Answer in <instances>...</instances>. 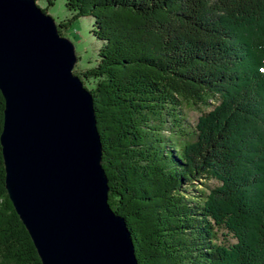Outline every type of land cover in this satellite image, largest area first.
I'll return each mask as SVG.
<instances>
[{
	"label": "trees",
	"instance_id": "obj_1",
	"mask_svg": "<svg viewBox=\"0 0 264 264\" xmlns=\"http://www.w3.org/2000/svg\"><path fill=\"white\" fill-rule=\"evenodd\" d=\"M65 6L100 42L96 66L73 73L93 84L108 203L137 263L264 264V0ZM186 108L211 110L191 125ZM3 110L0 92V135ZM0 264H41L1 145Z\"/></svg>",
	"mask_w": 264,
	"mask_h": 264
},
{
	"label": "water",
	"instance_id": "obj_2",
	"mask_svg": "<svg viewBox=\"0 0 264 264\" xmlns=\"http://www.w3.org/2000/svg\"><path fill=\"white\" fill-rule=\"evenodd\" d=\"M35 0H0L5 188L41 264H138L108 203L93 100Z\"/></svg>",
	"mask_w": 264,
	"mask_h": 264
},
{
	"label": "rangeland",
	"instance_id": "obj_3",
	"mask_svg": "<svg viewBox=\"0 0 264 264\" xmlns=\"http://www.w3.org/2000/svg\"><path fill=\"white\" fill-rule=\"evenodd\" d=\"M52 5L49 6L47 0H37L36 5L41 9L46 8L47 15L51 16L52 19L57 24H64L71 20L72 13L69 12L65 6L66 0H51ZM92 20L88 17H82L73 21H70L65 28L58 29L60 35L68 39L75 49V54L77 57V62L74 66V70L77 73H82L87 69L93 68L97 63V53L100 47V42L91 33ZM83 84L86 88L92 87V82L83 79ZM211 108L207 109H185V115L191 125L197 122V118L202 112H207ZM213 185V182L209 183ZM201 190L203 187L199 186Z\"/></svg>",
	"mask_w": 264,
	"mask_h": 264
}]
</instances>
